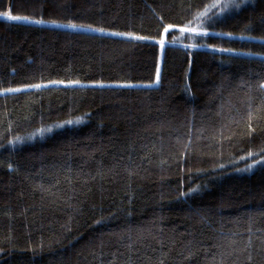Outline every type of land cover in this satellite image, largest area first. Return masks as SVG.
Wrapping results in <instances>:
<instances>
[{
  "label": "trees",
  "instance_id": "16d2710c",
  "mask_svg": "<svg viewBox=\"0 0 264 264\" xmlns=\"http://www.w3.org/2000/svg\"><path fill=\"white\" fill-rule=\"evenodd\" d=\"M225 2L0 0V264H264V0Z\"/></svg>",
  "mask_w": 264,
  "mask_h": 264
},
{
  "label": "snow or ice",
  "instance_id": "6c2138e0",
  "mask_svg": "<svg viewBox=\"0 0 264 264\" xmlns=\"http://www.w3.org/2000/svg\"><path fill=\"white\" fill-rule=\"evenodd\" d=\"M249 0H240L239 3L235 2V0H228V2H225V3H222V4H218V5H213L212 7H220L221 8V11L225 10V9H228L230 7H234V8H237L239 9L241 7V4H246L248 3ZM0 15H3L5 16L7 19L9 20H26L28 19L27 17H23V16H17V15H11L10 13H3V14H0ZM205 12H201L198 14V18L200 17H205ZM35 23H44V21L42 20H37L35 21ZM52 23H55V21H53ZM67 27H70V28H77V27H82L80 25H76V24H69L67 25ZM171 27V26H169ZM167 28L165 29V31L167 32ZM98 31H103V29H98ZM182 31H200L199 29H182ZM116 35H131V34H125V33H115ZM137 39H143L144 37H136ZM163 40H161V45H163ZM157 78H159V74L157 76ZM62 83V82H61ZM70 83H79V81H71ZM41 85H28L27 87H40ZM21 89L17 88V89H6L5 91H20ZM66 123H72V121H67ZM251 155V154H250ZM259 163V162H257ZM9 167H11V165H9ZM249 168H251V165L248 166ZM244 170H248V169H244ZM190 191H195V189H191ZM181 195H185V193H182Z\"/></svg>",
  "mask_w": 264,
  "mask_h": 264
},
{
  "label": "rangeland",
  "instance_id": "374dc122",
  "mask_svg": "<svg viewBox=\"0 0 264 264\" xmlns=\"http://www.w3.org/2000/svg\"><path fill=\"white\" fill-rule=\"evenodd\" d=\"M9 94H10V92H5L4 94H3V99L5 100V101H7L8 99H9ZM12 128V127H11ZM10 133H11V136H12V141H13V144L15 145V142H14V140H15V138H14V130L13 129H10ZM15 149V148H14Z\"/></svg>",
  "mask_w": 264,
  "mask_h": 264
},
{
  "label": "bare ground",
  "instance_id": "6f19581e",
  "mask_svg": "<svg viewBox=\"0 0 264 264\" xmlns=\"http://www.w3.org/2000/svg\"><path fill=\"white\" fill-rule=\"evenodd\" d=\"M10 129H12V128H11V125H10ZM14 151H15V153H16V149H15Z\"/></svg>",
  "mask_w": 264,
  "mask_h": 264
}]
</instances>
